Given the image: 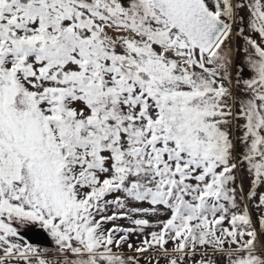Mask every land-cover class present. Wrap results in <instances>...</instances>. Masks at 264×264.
I'll return each instance as SVG.
<instances>
[{"label": "snow or ice", "instance_id": "6c2138e0", "mask_svg": "<svg viewBox=\"0 0 264 264\" xmlns=\"http://www.w3.org/2000/svg\"><path fill=\"white\" fill-rule=\"evenodd\" d=\"M261 236L264 0H0V264H264Z\"/></svg>", "mask_w": 264, "mask_h": 264}, {"label": "rangeland", "instance_id": "374dc122", "mask_svg": "<svg viewBox=\"0 0 264 264\" xmlns=\"http://www.w3.org/2000/svg\"><path fill=\"white\" fill-rule=\"evenodd\" d=\"M240 42L239 41H233V47L235 48V46L237 45V44H239ZM243 59V57H242V54H241V60ZM254 219L256 218L255 217V215H254V217H253ZM37 228H39L38 226H36V227H33L32 229H30L28 232H30V231H32V230H37ZM257 228H259V224H257ZM43 231V230H42ZM43 234L46 236V238L44 239V238H41L40 240H35L36 242H32L30 239L31 238H29V237H27V236H25V239L26 240H28L29 242H31V243H33V244H35V245H37V246H40V247H48V241L50 240V238L46 235V233L43 231ZM260 239L261 240H264V236H261L260 237Z\"/></svg>", "mask_w": 264, "mask_h": 264}, {"label": "flooded vegetation", "instance_id": "af4514ba", "mask_svg": "<svg viewBox=\"0 0 264 264\" xmlns=\"http://www.w3.org/2000/svg\"><path fill=\"white\" fill-rule=\"evenodd\" d=\"M38 230H32L29 232V238L30 240L34 243L36 242L35 240H40L41 238H44L43 236V231L40 228H37ZM45 239V238H44Z\"/></svg>", "mask_w": 264, "mask_h": 264}, {"label": "water", "instance_id": "95a60500", "mask_svg": "<svg viewBox=\"0 0 264 264\" xmlns=\"http://www.w3.org/2000/svg\"><path fill=\"white\" fill-rule=\"evenodd\" d=\"M37 230H38V229H37ZM28 234H29V232H27V233H26V236H27V237H29V235H28ZM43 236H45V235L43 234ZM44 238H46V236H45Z\"/></svg>", "mask_w": 264, "mask_h": 264}]
</instances>
